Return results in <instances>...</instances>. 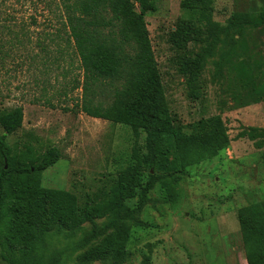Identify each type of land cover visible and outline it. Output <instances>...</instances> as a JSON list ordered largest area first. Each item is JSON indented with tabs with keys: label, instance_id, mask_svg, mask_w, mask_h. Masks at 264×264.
Here are the masks:
<instances>
[{
	"label": "rangeland",
	"instance_id": "1",
	"mask_svg": "<svg viewBox=\"0 0 264 264\" xmlns=\"http://www.w3.org/2000/svg\"><path fill=\"white\" fill-rule=\"evenodd\" d=\"M99 1L0 0V111L23 110L22 126L6 141L13 150L29 145L37 153L57 147L60 158L41 173V185L68 190L80 202L104 198L118 171L131 162L133 145L128 126L86 111L107 108L126 77L85 84L70 19L79 18L81 25L97 19L103 35H111L123 53H137L110 8L84 10V4ZM180 1L157 0L156 11L145 14L166 106L173 125L186 133L197 132L201 119L218 115L228 145L192 161L183 175L150 169L155 177L148 200L130 218L122 210L94 219L99 236L88 242L82 239L89 222L73 230L55 228L35 241L33 255L61 264H112L79 255L124 224L128 254L120 264H246L238 211L264 203V26L247 25L235 46L220 34L196 71L192 60L211 41L203 12L224 26L232 12H258L264 0H203L193 10ZM187 19L205 42L190 40L177 48L171 34ZM250 128L261 133L251 137ZM138 144L142 148V135ZM136 201L129 199L126 206L133 208ZM0 264H6L1 257Z\"/></svg>",
	"mask_w": 264,
	"mask_h": 264
},
{
	"label": "trees",
	"instance_id": "2",
	"mask_svg": "<svg viewBox=\"0 0 264 264\" xmlns=\"http://www.w3.org/2000/svg\"><path fill=\"white\" fill-rule=\"evenodd\" d=\"M202 3L203 0H181L180 6L193 10ZM100 4L112 10V19L134 40L137 47L134 56L123 53L111 35H103L97 19L82 21L84 25H81L79 18H71L70 33L80 56L85 84L126 77L124 89L112 98L107 108L86 107V111L93 117H103L130 128L131 162L118 171L103 199L80 202L68 190L41 185V173L60 158L57 147L37 153L29 145L13 150L6 141L8 135L22 126V107L0 111V225L4 224L3 231L0 229V257L6 264H61L53 257L46 261L41 255H33L35 241L45 232L55 228L73 230L89 222L91 229L82 240L97 238L99 232L94 219L122 210L130 218L143 207L155 177L150 169L183 175L185 166L192 161L215 155L228 145L229 139L218 115L198 121L197 132L186 133L173 125L145 21L146 13L156 11L157 0H100L98 4L87 3L83 7L96 13L94 9ZM201 19L208 24L211 41L192 60L195 71L203 58L212 54L220 34L229 45L235 46L243 38L247 25L264 26V7L255 13L234 11L224 26L212 21L207 12L202 13ZM198 33L191 19L181 20L171 34V42L177 48H183L190 40L205 42V37ZM247 132L254 137L261 130L250 128ZM140 135L142 148L138 144ZM192 154L196 156L193 160ZM134 197H137L136 206L128 208L126 201ZM238 222L247 248L246 264H264V203L240 208ZM128 239L129 228L119 224L98 244L83 251L79 259H110L112 264H120L128 254Z\"/></svg>",
	"mask_w": 264,
	"mask_h": 264
}]
</instances>
